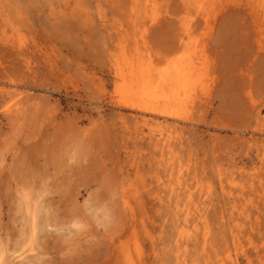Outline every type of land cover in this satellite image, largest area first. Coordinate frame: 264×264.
I'll list each match as a JSON object with an SVG mask.
<instances>
[{"label": "rangeland", "instance_id": "obj_1", "mask_svg": "<svg viewBox=\"0 0 264 264\" xmlns=\"http://www.w3.org/2000/svg\"><path fill=\"white\" fill-rule=\"evenodd\" d=\"M143 1L0 0L13 264H264L261 0ZM129 54L158 69L190 57L198 96L160 114L119 102Z\"/></svg>", "mask_w": 264, "mask_h": 264}, {"label": "bare ground", "instance_id": "obj_2", "mask_svg": "<svg viewBox=\"0 0 264 264\" xmlns=\"http://www.w3.org/2000/svg\"><path fill=\"white\" fill-rule=\"evenodd\" d=\"M144 1H146V0H144ZM152 3H153V1H152ZM193 3H195V2H193ZM146 5L149 6V5H153V4H151L150 2H147ZM196 5H198V4L196 3ZM211 5L213 6V4H211ZM258 6H260L262 11L264 12V0L259 1ZM144 9L146 10V7H144ZM195 9H196V7H195ZM152 10H151V12H152ZM153 13L155 14V12H153ZM153 13H151L150 16L154 15ZM202 14H204V13L202 12L201 15ZM205 14H204V16L207 15V14L206 15ZM204 16H201V17H204ZM155 17L156 16L154 15L153 18H155ZM205 20L207 21V19H205ZM190 25H191V23H190ZM190 28H191V26H190ZM118 29H120V28H118ZM262 31H264V30L262 29ZM140 36L141 37L143 36V32L140 33ZM137 45H138V43H137ZM123 55H125V54H123ZM138 55H140V53ZM135 56H136L135 54L132 56L131 55L126 56V58L123 56L125 59H123V60L120 59L121 61L117 60V62H115L116 74H117V77L121 80V84L118 87L116 86L117 88H115V89H117L115 91L118 92L117 94L120 96L118 98L119 102H123V104H126V105L127 104L132 105V107H135L137 109H142L144 111L149 110L153 113H159V114H160L159 108L162 106L170 105V106H173V108L177 107L179 109H182V108L186 107L187 105H189L190 100L193 99L192 98L193 96L191 94H194V93L196 94L195 91L197 89H199V87H197V83L201 80V77L199 76L200 80L198 79V82H197V78H198V75L200 73H199V71H198V74L196 73V70L198 69L197 65H195V63L192 60H190L191 59L190 57L184 58V59L180 60V62H177L175 60L177 63L175 62L171 66L166 65V67H164L162 69H158L156 66H153L150 63H148V60H147V63H146V61L144 62L143 57H142L143 59H141V57H139V56L135 57ZM118 82L119 81L117 80V85H118ZM193 101L194 100H192L191 102H193ZM167 114H168V112H167ZM37 205L39 207L41 206L39 204H37ZM38 206H37V208H35V210L33 211V214H32L33 228L36 229L35 233H37L38 227L42 226L39 223L40 217H39V215H37V213H38L37 211L39 210ZM9 259L10 258L8 256H6L5 249L2 246H0V264H13L12 260L10 261Z\"/></svg>", "mask_w": 264, "mask_h": 264}]
</instances>
